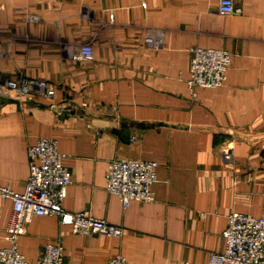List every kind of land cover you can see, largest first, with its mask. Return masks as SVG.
<instances>
[{
    "label": "crops",
    "instance_id": "0c3cea01",
    "mask_svg": "<svg viewBox=\"0 0 264 264\" xmlns=\"http://www.w3.org/2000/svg\"><path fill=\"white\" fill-rule=\"evenodd\" d=\"M242 7L231 16L219 0H0V81L43 80L56 92L0 99V186L22 193L27 148L53 138L73 175L64 210L123 228L121 238L84 236L57 217H34L19 241L30 264L58 240L65 264L118 255L208 264L225 249L232 213L264 218V0ZM85 45L94 60L74 62ZM194 47L232 54L226 84L196 100L187 87ZM118 159L159 164L153 203L124 209L107 192ZM12 209L0 201V248Z\"/></svg>",
    "mask_w": 264,
    "mask_h": 264
},
{
    "label": "built area",
    "instance_id": "2783aa9c",
    "mask_svg": "<svg viewBox=\"0 0 264 264\" xmlns=\"http://www.w3.org/2000/svg\"><path fill=\"white\" fill-rule=\"evenodd\" d=\"M146 8L147 4L142 3ZM219 12L224 15H243L242 0H219ZM114 21V14L110 15ZM148 45H154L151 36ZM74 62H92L94 51L89 45L82 46L73 55ZM232 54L223 49L194 47L187 87L192 99L200 91L223 87L228 79ZM55 90L46 81L22 77L0 81V99L34 101L37 97L54 99ZM64 104H58L63 110ZM64 109H72L65 106ZM64 111V110H63ZM30 175L22 193L8 186H0V201L13 203L12 213L5 230L6 247L0 248V264H30L19 249L20 238L34 217H57L69 225L76 235H100L113 238L123 236V228L112 225L89 212L70 213L63 202L73 184L71 171L63 166L64 155L59 152L58 142L53 138H40L27 148ZM159 164L155 161L118 159L111 161L106 174V190L119 198L124 209L131 203L150 204L155 201L154 185L157 182ZM225 249L210 255L208 264H264V218L248 214L232 213L223 232ZM65 247L61 240L45 246L37 264H65ZM107 264H127V259L118 255Z\"/></svg>",
    "mask_w": 264,
    "mask_h": 264
}]
</instances>
